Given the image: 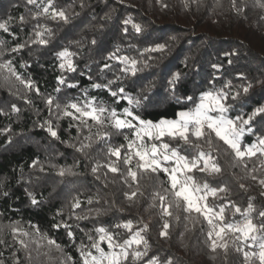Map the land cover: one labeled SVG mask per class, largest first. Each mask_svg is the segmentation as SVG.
Returning <instances> with one entry per match:
<instances>
[{
    "label": "trees",
    "instance_id": "1",
    "mask_svg": "<svg viewBox=\"0 0 264 264\" xmlns=\"http://www.w3.org/2000/svg\"><path fill=\"white\" fill-rule=\"evenodd\" d=\"M48 2L38 0V7L27 0H0V23L9 29H0V63L10 61L22 79L39 89L37 94L25 88L7 70L0 73V264H81V245L84 251L95 253L89 248V237L98 238L96 229L104 227L116 241L123 242L144 225L148 228L141 235L149 249L139 261L130 257L129 264H148L152 258H158L159 264L169 260L172 264H244L242 254L231 247L227 255L221 249L213 252L202 231L206 225L189 224L187 213L180 211L179 221L174 208L172 217L162 216L160 201L153 197L155 191H163L160 182L167 178L162 173L158 180L141 176L138 182L130 178L125 182L122 161L117 162L121 173L113 174L106 167L92 172L97 163L109 162V147L126 145L134 138L132 130L117 132L107 119L103 128L92 120L81 124L64 116L62 109L68 103L83 106L94 101L118 114L129 108L141 119L157 123L177 119L178 113L194 107L202 94L222 90L228 94L227 115L247 118L255 108L264 106V10L255 6V0H236L238 7L244 4L239 14L232 0H52L53 8L68 16L65 23L59 18L36 17ZM134 24L140 25L141 31L137 32ZM45 26L51 32L38 38L35 33L44 31ZM41 38L48 43H33ZM21 44L25 47L20 51H11ZM160 44L165 45L164 51H146ZM64 50L73 54L75 71L59 67L57 54ZM113 54L138 61L136 74L122 71L126 65L118 59H108ZM176 73L180 79L173 91L169 81ZM96 84L101 87H94ZM249 84L245 94L243 88ZM120 88L124 92L112 96ZM237 92L240 95L232 99ZM189 96L191 101L186 99ZM48 97L54 101L51 108L46 103ZM128 97L140 100L139 107L130 105ZM49 123L59 139L49 134ZM250 127L253 131L245 133L242 148L264 136V114ZM98 129L111 133L110 137L101 139L96 135ZM89 136L91 147L78 151L81 143H89ZM164 140L189 158L196 155L197 150L182 141ZM213 143L216 147L211 154L222 173L213 176L194 171L191 175L197 182L228 189L226 197L215 201L209 197V203H234L242 210L252 203L253 220L261 223L258 213L264 211V189L259 180L264 179L260 167L264 157L258 154L247 160L246 170L222 142L214 139ZM204 151H209L207 144ZM125 154L121 147V156ZM60 168H70L75 175L61 177L57 174ZM132 192L137 194L130 200ZM32 197L38 201L36 205ZM74 198L80 201L79 208L72 207ZM232 211L226 210V220L242 219L239 214L233 217ZM165 220L169 223L167 238L160 234ZM128 222L133 226L131 232L116 227ZM57 224L59 228L54 227ZM186 225L192 230L187 231ZM13 227L30 233L19 237L28 244L27 249L14 237ZM37 228L60 244L63 254L46 242L44 247L33 243ZM101 246L109 250L106 244Z\"/></svg>",
    "mask_w": 264,
    "mask_h": 264
},
{
    "label": "snow or ice",
    "instance_id": "2",
    "mask_svg": "<svg viewBox=\"0 0 264 264\" xmlns=\"http://www.w3.org/2000/svg\"><path fill=\"white\" fill-rule=\"evenodd\" d=\"M28 4L38 5V0H27ZM187 3V0H185ZM83 6V5H82ZM166 6V5H165ZM255 6L264 10V0H255ZM232 7L239 14L243 8L242 3L239 7L236 4V0H232ZM49 16L52 19L59 18L65 23L69 18L65 11L53 8L52 0H49L48 4L42 8L40 12L36 14L39 16ZM23 22V17L20 18ZM131 20H126L125 23H130ZM133 27L137 32L141 31V26L134 24ZM0 29L8 32L9 29L3 23H0ZM44 32H51L46 26L44 31H37L35 35L40 38L43 37ZM33 43H40L46 45L47 40L38 39ZM95 43V41H92ZM2 47V43H0ZM25 45L21 44L15 48H12V52H18ZM165 45L160 44L154 48L147 49L146 51H164ZM61 60L59 67L63 70L75 71V66L71 60L72 53L67 50L61 51L58 54ZM108 59H118L122 64L126 65L122 71L131 72L135 75L138 71V61L130 59L127 56L116 57L114 54L109 56ZM109 67V65H105ZM215 67V66H214ZM7 70L10 76H14L25 88L36 91L39 94V89L35 88L31 81H25L14 70L11 62L0 63V73ZM180 74L176 73L172 80L169 81L170 85L174 86L179 81ZM60 84L64 83L63 79H60ZM111 83V82H110ZM72 87L73 85H68ZM96 88H100L101 85H94ZM230 87V85H229ZM251 88V84L243 88V92L248 93ZM59 91V89H57ZM124 89L120 88L118 92H112V96H117L118 93H123ZM240 95L237 92L232 96V99H236ZM188 101L192 100L189 96L186 98ZM228 100V94L221 91H208L199 97V102L195 103L194 107L189 110L180 111L177 119H161L159 122L154 123L151 120L141 119L138 115L134 114L129 108H125L122 114H118L115 110L109 111L103 105H96L94 101H91L85 105L79 103H68L64 105L62 111L63 115L71 117L74 120H79L81 124H87V120H92L96 125L101 128L105 126V120H109V126L116 129L117 132H121L123 129H130L134 133V138L129 139L126 145L120 147H109L106 153L109 158V162L106 164L97 163L96 167L92 168V172L95 174L99 168L106 167L109 172L113 174L121 173L120 167L117 166L118 161H122L125 166L124 175L125 182L130 178L133 182H138L139 177L144 176L149 179H159L162 173L166 176V181L160 182V187L163 191H155L153 194L154 199L159 200V207L161 209L162 216L172 217L174 215L171 209H176L175 219L180 220L179 212L183 211L187 213L186 219L189 224L195 225L196 223H203L206 227L202 228V231L206 233V243L213 252L217 249L224 251L225 255L229 248H233L236 252H239L243 256L244 264H264V211H260L258 216L261 219V223H255L252 213L255 211L254 205L249 203L245 210H242L234 203L216 205L214 202L209 203V197L215 201L216 199H223L228 195V189L226 187H213L207 181L197 182L195 177L191 175L194 171H200L207 173L208 175H219L222 173V168L215 161L211 154V150L216 147L213 140L222 142L223 145L230 149L234 155L235 160L240 163L247 170V160L253 157H264V136H257L256 142L249 144L242 148V139L246 132L251 133L253 130L250 127L252 121L262 114H264V106L255 108L247 118L243 116H237L230 118L227 113L230 105L226 103ZM30 103V101H28ZM179 103L180 100L177 99ZM47 105L51 108L54 101L53 98L48 97L46 99ZM128 103L134 104L139 107L140 100H134L128 97ZM60 108V104L55 105ZM13 110L19 112L18 108L13 106ZM108 112V116L105 117L104 113ZM130 118V119H129ZM49 134L59 139L57 131L49 123L47 128ZM89 130H91L89 126ZM96 135L101 139H107L111 133L101 132L99 129ZM167 137L171 141H182L184 145L195 148L197 150L196 155L189 158L187 155L181 154L178 147H173L169 142L164 140ZM89 140L88 144L81 143V147L77 149L83 152L85 148L91 147V137H86ZM128 139V137H125ZM151 141H160L159 144L151 143ZM207 144L209 151H204V145ZM73 146L74 145H70ZM121 147L126 149V154L121 156ZM111 157H116V160H111ZM36 167V163L32 165ZM260 167L264 168V159L260 160ZM43 171V168H41ZM256 171V168L251 170ZM63 177L67 175H75L72 169L60 168L57 173ZM252 179H256L252 176ZM165 183L167 187H165ZM259 183L264 186V179H260ZM244 188V185H240ZM223 193L224 196H220ZM136 192H132L128 199H133L136 196ZM6 195V193H5ZM31 195V194H29ZM264 195V192L261 193ZM169 196L172 199H169ZM38 201L35 197H32V204L36 205ZM91 203V200H89ZM155 206V205H153ZM73 208L80 207V201L78 199L73 200ZM231 208L233 217L236 214L242 216L240 220H226V210ZM193 213L196 215L194 216ZM86 217L78 216L77 219H84ZM68 227V225H64ZM59 228L60 225H54ZM117 228L123 227L129 232L132 231V223L128 222L123 225L117 224ZM187 231L192 230L185 226ZM148 226L144 225L143 228L136 231L129 239L123 242L115 240L114 235L110 234L104 227H100L95 231L98 234V238L89 237L92 241L89 248L93 251H84V245H81V264H129V259L133 261H139L142 259L149 249L147 239L141 235L142 232L147 231ZM169 223L164 221L163 231L161 235L165 238L168 237ZM12 233L14 237L18 238L20 245L27 249L28 244L24 239L19 237H28L29 232L23 229L13 227ZM68 235L72 237V233ZM46 245L50 249H55L63 254V248L55 240L42 234L37 228L35 230V236L33 243L39 247ZM3 243V240H0ZM102 244L107 245L108 251L102 247ZM142 249V250H141ZM251 249V250H245ZM47 255V253H45ZM69 261L71 257L67 258ZM148 264H159L158 258H152L148 261ZM166 264H172L169 260Z\"/></svg>",
    "mask_w": 264,
    "mask_h": 264
},
{
    "label": "rangeland",
    "instance_id": "3",
    "mask_svg": "<svg viewBox=\"0 0 264 264\" xmlns=\"http://www.w3.org/2000/svg\"><path fill=\"white\" fill-rule=\"evenodd\" d=\"M262 188L264 189V186H262Z\"/></svg>",
    "mask_w": 264,
    "mask_h": 264
}]
</instances>
